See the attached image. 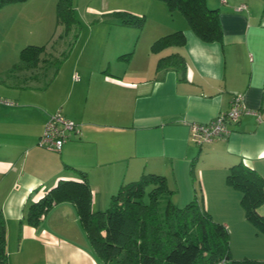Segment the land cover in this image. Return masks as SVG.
<instances>
[{
  "label": "crops",
  "instance_id": "crops-1",
  "mask_svg": "<svg viewBox=\"0 0 264 264\" xmlns=\"http://www.w3.org/2000/svg\"><path fill=\"white\" fill-rule=\"evenodd\" d=\"M53 2L0 6V214L13 264H103L71 202L53 205L37 225L25 220L29 204L59 180H78L82 173L93 211L105 210L122 183L143 173L164 176L172 197L178 193L188 202L195 199L207 212L241 209V194L224 177L237 163L264 177V7L259 10L264 0H206L219 10L221 42L200 40L177 11L171 24L157 22L135 40L117 30V24L127 25L118 22L117 8L92 9L107 15L98 22L108 20L109 27H116L108 29V43L92 47L86 39L74 54L73 46L66 47L62 52L68 51L67 56L46 81L47 66L20 64L19 52L46 44L41 57L60 55L58 46L37 41ZM147 21L144 15L143 24ZM177 30L184 34L183 45L151 51L157 38ZM130 51L125 63L119 56ZM171 54L182 57L184 69H157L158 60ZM236 95L246 111L227 123L226 135L196 144L190 125L226 112ZM56 110L80 128L59 152L37 143ZM257 212L264 215V204ZM218 222L227 228L225 220Z\"/></svg>",
  "mask_w": 264,
  "mask_h": 264
},
{
  "label": "trees",
  "instance_id": "trees-1",
  "mask_svg": "<svg viewBox=\"0 0 264 264\" xmlns=\"http://www.w3.org/2000/svg\"><path fill=\"white\" fill-rule=\"evenodd\" d=\"M13 1L24 0H0V6ZM162 1L169 11L181 13L189 29L200 40L221 42L219 10L209 7L206 0ZM62 9V0H59L56 4L57 25L64 22ZM116 14L121 24L131 22L127 15L119 11ZM135 22L141 26L140 21ZM184 41L183 32L177 30L157 38L150 49L157 52L170 45H183ZM45 45L23 47L19 52V63L27 67L55 65L56 69L68 51L51 59L44 58L41 54ZM131 55L132 51L119 57L128 61ZM167 66L182 71L184 61L171 54L159 59L156 67ZM226 181L239 190L245 218L264 230V215L257 212V208L264 204V177L237 163L228 168ZM170 192L164 176L143 173L136 180L122 183L110 196L105 210L93 211L89 183L82 173L78 180H59L37 202L29 204L25 220L30 225H37L53 205L71 202L91 248L103 264H264V259H232L228 229L213 220L195 199L182 208L168 199L161 210L159 198L162 195L169 197ZM6 256L5 224L0 214V264H8Z\"/></svg>",
  "mask_w": 264,
  "mask_h": 264
},
{
  "label": "rangeland",
  "instance_id": "rangeland-1",
  "mask_svg": "<svg viewBox=\"0 0 264 264\" xmlns=\"http://www.w3.org/2000/svg\"><path fill=\"white\" fill-rule=\"evenodd\" d=\"M207 1L217 2V0ZM222 1L223 0H219V4H221ZM57 2H59V0H54L52 9L48 11L46 18L44 16L42 22V38H37L39 39L37 41L40 43H48V47L53 46V48H56L58 46L57 48H60L58 54L64 51L68 46L74 47V50L72 51V54H74V52L84 44L86 39L87 42H89V45L92 47H97L99 44H101V41L106 44V42L110 39L112 34H107L108 29L116 27H109L108 25L110 23L108 20L98 22V19L103 17L107 18V15H100V12H94L92 9L101 11L107 6L115 7L117 8V12L119 11L124 15H127L131 22H129L127 25H124L125 27H120V25L117 24V30L119 29L124 31L122 32V35H129L130 33L135 40L138 38V34L143 36L145 30L152 28L157 22L171 24L170 22H172V18L176 14V11H169L165 2L162 0H62L63 9L61 13L63 15L64 22L57 26L55 15ZM242 6L243 5H239L237 8L239 9ZM262 7L264 6H261L259 10H261ZM137 12L140 13V16L136 15ZM144 15H147L148 19L146 24H143ZM135 21H140L141 26H138ZM59 35L62 37H59ZM51 36L53 38H51ZM132 45H134V43ZM133 47L131 49H133ZM54 67L55 65L47 67L48 76L46 81H49V78L52 77L51 73H53L55 69ZM224 182L231 189L239 192L238 189L227 183L226 176L224 177ZM168 184L166 181V187L167 189H170ZM172 192L173 191L169 193V197H167V195H162L159 198V207L161 210L166 205L168 199L179 208L184 207L186 202L188 203L189 200L187 201L183 194L180 195L177 193L175 197H172ZM197 194L199 196V189L197 190ZM219 199L230 203V200L224 195H220ZM208 213L211 215L213 220H225L228 223H226V226L229 232V251L230 257L232 259L264 258V230L259 228L254 223L248 221L246 218L245 220L243 219L245 215L242 205L241 209L239 207L235 208L233 206H229L227 209L220 211L212 210L211 208ZM9 234L11 237L12 229L10 230ZM6 254L7 262L9 263L11 260V263L13 264V256L7 253V251ZM35 256L36 258H40L38 254Z\"/></svg>",
  "mask_w": 264,
  "mask_h": 264
},
{
  "label": "built area",
  "instance_id": "built-area-1",
  "mask_svg": "<svg viewBox=\"0 0 264 264\" xmlns=\"http://www.w3.org/2000/svg\"><path fill=\"white\" fill-rule=\"evenodd\" d=\"M245 111L240 95L234 96L226 112L207 123L190 125L192 140L201 145L226 135L228 133L227 123L236 122ZM74 133H80L78 125L57 110L48 117L37 143L44 149L59 152L66 140Z\"/></svg>",
  "mask_w": 264,
  "mask_h": 264
}]
</instances>
